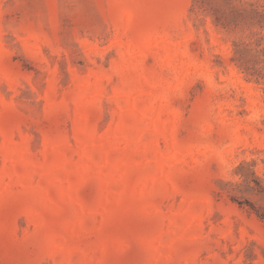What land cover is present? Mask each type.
Segmentation results:
<instances>
[{
	"label": "rangeland",
	"instance_id": "rangeland-1",
	"mask_svg": "<svg viewBox=\"0 0 264 264\" xmlns=\"http://www.w3.org/2000/svg\"><path fill=\"white\" fill-rule=\"evenodd\" d=\"M0 264H264V0H0Z\"/></svg>",
	"mask_w": 264,
	"mask_h": 264
}]
</instances>
